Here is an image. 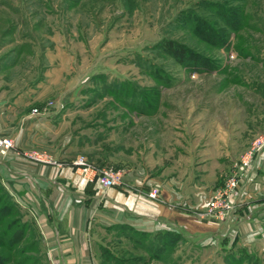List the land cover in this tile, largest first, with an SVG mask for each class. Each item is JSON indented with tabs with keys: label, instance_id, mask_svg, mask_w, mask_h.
<instances>
[{
	"label": "rangeland",
	"instance_id": "obj_1",
	"mask_svg": "<svg viewBox=\"0 0 264 264\" xmlns=\"http://www.w3.org/2000/svg\"><path fill=\"white\" fill-rule=\"evenodd\" d=\"M234 6L238 29L229 28L227 14L219 10ZM201 22L215 37L199 30ZM166 38L215 65H182L160 48ZM56 51L63 58L61 71L53 72L59 93L73 95L62 104V98L47 99L46 105L74 109L76 129L91 119L92 125L108 121L114 115L106 117L105 109L113 108L140 125L141 141L163 139L204 110V119L210 114L228 116L238 126L252 122L254 139L264 138V0H0L1 83L12 89L33 85ZM153 91L155 106L137 109L143 98L155 96ZM249 105L253 120H248ZM3 190L7 195L0 191V206L16 226L9 233L0 223V264H57L37 242L31 213ZM93 236L98 264H217L189 241L157 249L162 236L155 233L111 226L96 227Z\"/></svg>",
	"mask_w": 264,
	"mask_h": 264
},
{
	"label": "crops",
	"instance_id": "obj_2",
	"mask_svg": "<svg viewBox=\"0 0 264 264\" xmlns=\"http://www.w3.org/2000/svg\"><path fill=\"white\" fill-rule=\"evenodd\" d=\"M56 52L33 85L12 89L0 81V136L12 139L0 154V185L31 213L42 251L57 264H98L94 229L125 224L150 233L176 231L217 264H264V138L259 132L254 139L252 122L238 126L228 116L210 114L204 119L202 110L175 125L171 135L141 141L139 124L107 108L111 119L94 125L91 119L83 130L76 129L77 118L70 115L74 109L46 105L47 99L62 98V104L73 95L59 93L53 72L61 71L63 58ZM248 108V120H253V107ZM247 148L254 151L230 198V214L199 216ZM28 150L60 163L33 160L24 155ZM80 152L98 166L120 169V182L103 187L87 179L71 163ZM152 186L158 187L156 197L146 195Z\"/></svg>",
	"mask_w": 264,
	"mask_h": 264
},
{
	"label": "built area",
	"instance_id": "obj_3",
	"mask_svg": "<svg viewBox=\"0 0 264 264\" xmlns=\"http://www.w3.org/2000/svg\"><path fill=\"white\" fill-rule=\"evenodd\" d=\"M31 111H36V108H32ZM255 142H258V140L256 139ZM11 146L12 139L10 137L0 136V154L5 153V151ZM257 147L258 144L256 143L255 149ZM252 151L253 149L249 148L245 153L238 157L235 168H233L224 180L212 190L209 201L206 207L198 213L199 216L223 219L230 214L232 210V202L230 198L237 192L239 175L245 169V166L251 161ZM24 155L40 162L54 164L60 163V161L42 152L30 150L29 152H24ZM71 163L74 164L75 168L79 169L87 179L96 180L98 184L103 187L116 185L120 182L121 170L111 165L100 167L94 161L87 159L84 155H76ZM157 194V186H152L146 192V195L149 197H156Z\"/></svg>",
	"mask_w": 264,
	"mask_h": 264
},
{
	"label": "trees",
	"instance_id": "obj_4",
	"mask_svg": "<svg viewBox=\"0 0 264 264\" xmlns=\"http://www.w3.org/2000/svg\"><path fill=\"white\" fill-rule=\"evenodd\" d=\"M231 9H233V10L227 11V10H223L222 8H220L219 10H220V12H222V13L224 12L225 14H227V16H226L227 18L225 19L226 20L225 22L228 24V27L231 29H238V28H240L239 9L236 8V6L231 7ZM194 24H196V23H194ZM198 24L199 25H197V26H199V28H200L199 30L201 32L206 31V32H204L205 34L211 33L215 37V35L213 34L212 31L208 30V28H206L205 25H202V22L198 23ZM218 34L221 35V32ZM216 38H218V37H216ZM221 38H223L222 35L220 36V39ZM220 41L222 42L223 40H220ZM159 43H160V48H162L166 52H168L176 61H178L182 65H185V64L186 65L203 64V65H206L208 67L215 65L212 63L211 60L207 59L205 56H199L197 54V52L189 49V47H186L185 45L176 41L175 39L166 38ZM156 78L159 79L158 77H156ZM152 94H153L152 96H154V95L155 96L151 97V94H150V97L143 98L144 100H143V103L141 105H136L135 107L137 109H140V110H146L147 109V111H150L155 106V105H152L153 101L150 99H153V100L157 99V93L153 91ZM131 107H133V106H131ZM0 191L2 194H4V196L7 195V192L3 190V187L0 189ZM7 214H8V212L5 208V206L4 205L0 206V223L4 224L3 230H6L10 233V232H12L11 229H12V226L14 225L13 222L15 219H12V218H10V220L7 219V217H6ZM14 226H16V225H14ZM114 226H121V227L130 228L129 226H127L125 224H117ZM131 230H133V229H131ZM133 231L141 233V234H149L150 233L147 231H137V230H133ZM17 233L18 232L16 231L13 234V236L14 237H15V235L17 236L18 235ZM153 233H155L157 235V237L162 236L159 238V241L156 243L155 247H157V249H161L163 247V249L167 248L166 249V251H167L168 249H170V247L173 246V244L178 239H180V234L176 231H173V230H161V231H156ZM13 236H12V238L9 239L10 240L9 244L10 243L12 244ZM10 245H8V246H10ZM153 255H156V253Z\"/></svg>",
	"mask_w": 264,
	"mask_h": 264
}]
</instances>
